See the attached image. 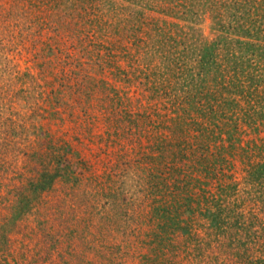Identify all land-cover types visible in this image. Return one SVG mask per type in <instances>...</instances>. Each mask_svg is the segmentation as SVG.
Masks as SVG:
<instances>
[{
  "label": "rangeland",
  "instance_id": "obj_1",
  "mask_svg": "<svg viewBox=\"0 0 264 264\" xmlns=\"http://www.w3.org/2000/svg\"><path fill=\"white\" fill-rule=\"evenodd\" d=\"M32 1L0 0V86L41 80L49 147L35 159L27 147L40 141L22 123L0 160L12 163L0 169V264H209L217 253L223 264V237L206 234L215 198L258 214L242 200L247 158L228 145H264V123L245 118L262 95L249 80H264V0H101L85 27L9 43L7 30L34 24ZM16 197L28 209L10 216Z\"/></svg>",
  "mask_w": 264,
  "mask_h": 264
},
{
  "label": "trees",
  "instance_id": "obj_2",
  "mask_svg": "<svg viewBox=\"0 0 264 264\" xmlns=\"http://www.w3.org/2000/svg\"><path fill=\"white\" fill-rule=\"evenodd\" d=\"M134 2L140 3V0H132L129 2V4L133 5ZM99 5H101V0H33L31 4L27 6L29 7V10L26 9V13L33 17L31 18L34 21V24L32 25L31 21L28 20V22L30 23L28 26L32 25L31 27L23 29L22 31H18L17 28H15L13 31L7 30L8 35H10L8 37V42L11 43L14 38L17 40H21V43H23V40L28 39V41H31V43L36 44L37 42H39V40H41V36L44 35L43 33L45 30L55 31L60 27L64 28V26H71L72 23L79 24L80 26L84 25L85 27L89 23L88 20L90 18V15L92 13V15L97 14L96 7H101ZM122 11L128 12V16L131 14V12L129 14L128 8L127 10ZM77 18L79 21H76ZM43 19H45V21H43ZM19 20L20 22H22V18H20ZM69 20H73V22L67 24ZM23 21L26 20L23 19ZM96 21H99L98 17L96 18ZM0 30L3 34H6L5 29L1 28ZM50 33L55 32H49V34ZM45 45L49 44L45 43ZM46 47L47 48L44 52V56L41 57V59L44 58V60H46L53 53V50L50 46ZM44 48L45 46H43V48H41L39 51L44 50ZM7 51H9V49H7ZM78 59L79 57L77 58V60ZM68 60L69 59L66 58L64 60L66 62L62 63V66H66L69 63L67 62ZM38 63H40L38 64V70L41 73L45 69L43 66H47L48 61L46 60L44 62H41L40 60V62ZM213 69H215V66L213 67ZM21 75L22 76L18 75L16 77V80H18V77L20 80H22L29 74ZM27 78H29L30 80H36L31 77ZM40 83L41 80L36 81L35 84L33 83L32 91H30V88H27L25 90V85H22V89H19L17 91H10L9 89L5 88V86H7L8 88L14 87L11 84L0 86V108L5 107L6 99H8L9 104H11V106L6 104L8 106L7 110H9V112H0L1 163H3L5 160L7 161V156L11 154L14 146L12 147L10 141L20 135L19 130L23 129L21 127L22 123L23 125L30 123V127H27V129L24 128L22 130L23 133H29V135H31L33 138H38V141H40V143L36 141L37 150H34L33 146L28 145L27 147L30 151H32L33 149L32 155L35 157V159L40 152L42 154L47 150V147H49V145H47V142H44L49 137V131L47 128L41 125V122H39L40 118L43 117L40 114L41 108H44L42 95H40V92H38L41 85ZM249 84V89H253V91L259 94L261 93L262 95L257 96V100H255V102L258 103L257 107L252 106V100L251 102L248 101L250 108H255L253 110L255 113H248L247 117H245L246 121H249L248 124L250 125V120L253 119V115H256L258 120L261 121V124H263L264 80H249ZM260 87L261 90H259ZM249 95H252L251 92ZM251 97L252 96H250L249 98ZM13 106L20 108L21 111L23 110L25 112L22 114L20 110H14V108H12ZM11 109L13 110L11 111ZM28 112L29 115H26ZM234 129H237L238 131L237 127H235ZM232 133L233 132L231 130L228 131V136H230L228 138L229 143L232 139ZM251 144L252 142H249L247 148L238 150L237 147L235 148V145L231 142L228 145L230 149L228 151V154L234 156L238 151V153L243 156V159L247 158V165L245 166L244 175L242 176V188L244 189L242 191L246 197L244 199L242 198L243 203L245 202V204L243 205L245 208L251 209L252 206L253 209L258 210L259 216H257L258 214L254 215L251 213H246L245 215L243 212L233 211L232 208L230 209L231 211L227 210L225 207L227 206L226 200L223 198L221 199V195L215 198L214 209H216V211L214 213H210V229L207 230L206 234L207 236L223 237L220 240H216V246L219 250H221L223 246H225V249L227 248L229 251V253L225 255L228 256V258L223 256V264H264V145L262 144L258 147L255 144ZM224 149L227 150V148ZM253 149L257 150V158H259L255 163L250 159V157L248 159V154L252 153ZM234 152L236 154H234ZM9 165H12V163L8 162L5 165H2L0 169H2L3 171L4 169L7 170L9 168ZM58 167L59 166L57 164L56 169H59ZM45 175L46 174L40 175V179ZM49 180L50 176H47L46 182H49ZM227 189H230L229 186L227 188H222V192L225 193ZM234 190L235 189L231 191ZM228 194H230V192ZM19 197L20 196H18V199ZM18 199L16 200L17 202L10 208V212L8 213L10 216L12 214H14V216H21L22 213L26 209H28V205H26L22 201H18ZM222 206L224 208H219ZM236 207L238 208L237 205ZM8 219L3 224L8 222ZM2 227L3 226H1L0 224V228L3 230ZM4 234L5 230L2 232L1 236H4ZM253 236L258 237L254 239L252 238ZM251 245H253V247L257 246L256 249H259L255 255H253L251 252ZM209 258V264H220V255L218 253L214 254L213 257L211 255Z\"/></svg>",
  "mask_w": 264,
  "mask_h": 264
}]
</instances>
